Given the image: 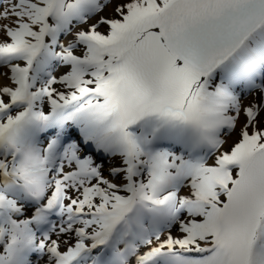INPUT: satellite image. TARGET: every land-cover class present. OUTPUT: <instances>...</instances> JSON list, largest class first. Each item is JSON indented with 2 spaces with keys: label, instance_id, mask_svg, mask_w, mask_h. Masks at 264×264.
<instances>
[{
  "label": "snow or ice",
  "instance_id": "snow-or-ice-1",
  "mask_svg": "<svg viewBox=\"0 0 264 264\" xmlns=\"http://www.w3.org/2000/svg\"><path fill=\"white\" fill-rule=\"evenodd\" d=\"M0 264H264V0H0Z\"/></svg>",
  "mask_w": 264,
  "mask_h": 264
}]
</instances>
